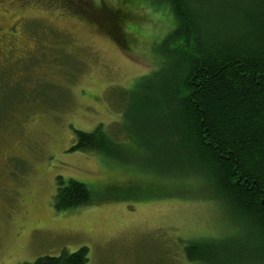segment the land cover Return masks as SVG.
Masks as SVG:
<instances>
[{
	"label": "rangeland",
	"instance_id": "1",
	"mask_svg": "<svg viewBox=\"0 0 264 264\" xmlns=\"http://www.w3.org/2000/svg\"><path fill=\"white\" fill-rule=\"evenodd\" d=\"M101 1L104 9L119 2ZM60 2L0 0V30L16 35L10 43L0 41V264L82 246L87 264H190L184 242L216 236L224 217L210 202L194 199L202 188L189 171L194 196L162 194L171 189L159 185L166 175L150 165V139L126 134L144 93L136 81L155 73L164 57L170 13L130 0L133 21L126 28L134 34L123 28L122 49L119 36L116 45L84 15L100 11L75 15L71 8L82 9L77 1ZM97 126L115 142L126 134L113 150L116 158L70 151L74 131ZM15 154L4 166L2 160ZM56 176L109 199L55 213ZM233 227L231 221L224 233L233 234Z\"/></svg>",
	"mask_w": 264,
	"mask_h": 264
},
{
	"label": "trees",
	"instance_id": "2",
	"mask_svg": "<svg viewBox=\"0 0 264 264\" xmlns=\"http://www.w3.org/2000/svg\"><path fill=\"white\" fill-rule=\"evenodd\" d=\"M71 1L82 6L71 8V14L100 11L89 18L84 15L112 41L119 36L120 45L115 44L125 48L123 28L134 34V29L126 28L133 21L130 0L125 4L118 0L120 5L105 9L101 0ZM142 2L153 10L167 8L173 28L161 47L164 57L158 70L136 81V89L144 93L126 134L150 139V165L166 175L159 185L171 189L162 192L157 187L158 191L194 196L189 190L194 186L186 180L189 171L202 188L194 199L210 202L228 219L225 223L223 218V229L219 227L216 236L184 242L190 264H264V0ZM74 134L71 152L109 158L117 157L113 150L126 138L125 134L115 142L102 126ZM114 190L109 188L108 194ZM102 199L109 196L74 179L55 178V213L95 206ZM231 221L230 235L224 232ZM88 260V249L82 246L19 264H87Z\"/></svg>",
	"mask_w": 264,
	"mask_h": 264
},
{
	"label": "flooded vegetation",
	"instance_id": "3",
	"mask_svg": "<svg viewBox=\"0 0 264 264\" xmlns=\"http://www.w3.org/2000/svg\"><path fill=\"white\" fill-rule=\"evenodd\" d=\"M45 1V3H49L50 2V0H44ZM60 1H62V0H55V2H59V3H61ZM63 2V1H62ZM99 9V8H98ZM7 37V38H6ZM2 39H7V42L8 43H10L11 42V39H16V35H14L13 34V31H11V30H7V29H5V30H0V41L2 40ZM9 47V46H8ZM6 51V50H5ZM7 51H11V48H8L7 49ZM1 155H3V151H0V156ZM13 157H16V154H15V156H9L8 158L6 157L5 159H3L2 160V162H4L3 163V165L5 166V163L7 162V163H9V160L10 159H12ZM0 172L2 173L3 171H1V167H0ZM0 176H1V174H0Z\"/></svg>",
	"mask_w": 264,
	"mask_h": 264
}]
</instances>
